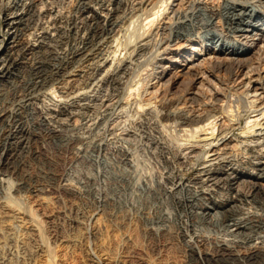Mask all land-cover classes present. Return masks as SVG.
Segmentation results:
<instances>
[{"label":"rangeland","instance_id":"1","mask_svg":"<svg viewBox=\"0 0 264 264\" xmlns=\"http://www.w3.org/2000/svg\"><path fill=\"white\" fill-rule=\"evenodd\" d=\"M64 1L65 0H54V1L46 0V3L49 6L50 5L49 3L52 2L53 3L52 5L54 6L53 10L55 11L54 13L58 15L62 14L60 16L67 15L68 17L67 16L66 17L70 18V17L78 15V13L81 15L80 6L83 0L81 1L80 0H73V1L66 0L65 3ZM125 1L126 2L123 5L119 4L118 2H117L118 4L115 3L116 6L113 5V9L117 8L118 10H120V11H117L118 17L116 16L118 20L120 19L119 25L117 26V30L115 28V30L106 32V34L105 32L101 31L102 28L98 30L96 34L92 36L93 38L91 37V39L89 40L88 42L89 44L88 43L86 44L87 52L86 51L83 52L82 53L83 55L82 54H79L80 56L72 55V52L76 49V46L78 48L79 46L82 47L84 45V43H82L81 41V38H78V36L81 37L80 33L75 32L74 30H73L74 32L71 31L69 29L68 22L67 23L63 22L62 24L63 26L60 24L62 27H64L62 29L63 32L57 35V33L54 32L55 30L51 28L52 27V24L50 23V21L52 20V19L50 20L51 17L50 16L47 17L45 14L44 16L40 18L41 20L39 19L41 23L40 25L41 27L38 24L39 26L38 28L41 29L44 26L43 28L44 30L43 29L41 30L47 31V32L49 30L50 31L47 33V36L42 37L43 40L42 39L36 40V38H34L33 36H30L29 38V35H27L26 37L25 35H23L22 37H20V39L16 40L13 44L14 48L12 50L13 52L12 59L15 60L17 63H20L21 65H23V67L21 69H18V71L13 70L14 75L10 79V82L4 81L5 83L2 82V85L0 87L1 88L0 92L2 94L6 92L5 101H7V102L4 101L3 103L4 106L1 105L0 109L5 108L8 112V115H6V118L9 119L10 117L8 124L7 122H3V124H1L0 126V129L2 131V132L0 131L1 132L0 133L1 134L0 135V151L6 152L8 149V152H9L8 154H10V155H7V156H10L8 157L10 161L9 160L7 161V159H3L2 161H0V211H1L0 212V218H1L0 219L1 220L0 221V231H1L0 233L4 237V234H2V229L6 230V227H7L6 225L9 223V221L12 224V228H13L12 231L14 233H12L11 231L10 232L11 234L9 233L5 234V239L8 236L9 238L8 237L7 238L9 240L8 239L5 240L4 238L2 239V236L0 235V238L2 239V240L0 239L1 240L0 246H2L3 243H4V246H6L5 245L6 241H7V246L9 242L10 243L13 242L15 244L16 242L15 236L19 237L22 233V235L20 236V239L22 242L23 241L24 242L23 244L21 242L20 245H22L21 247H23L21 248V251L23 250V252L25 253L20 251V255H19L18 251H16V248H15L16 246L14 244L13 245L9 244L10 247L14 248L15 251L10 248V250L7 251L8 255H5L6 252L4 251L5 252L4 253L3 250H0V253L2 252L4 253V254L2 253L3 255L0 254L1 264L2 263L3 264H6V263L7 264H25V263L29 264L28 262H31L30 264H34L35 262H37L35 264H264V259H262L264 258V251H263L264 250V239H263L264 229L263 227L252 226L251 228L247 230H243V232L240 230L233 231L231 229H226L225 227H223V225H221V223L223 222V219H222L223 217L221 216V220L218 221V219H220L217 214L218 212H216V215L214 214L215 212H212L213 215H210L211 217L209 216L206 218V222H204V225H202V223L200 224L199 227H202L206 230L205 232L201 233L200 230H198L200 228L194 226V223H196L195 221L197 219L195 220L189 216L188 211L191 210V208L184 207L183 209L182 206H179L175 197L169 194L170 192H167L162 187V189L159 190L160 193L162 192L161 197L155 198L153 194L151 195L146 190L144 191L142 190L145 188V185L147 186V183L149 181H150L148 183L149 185L151 181L153 184H155V182L157 184L156 179L160 180L161 176H166L167 175L166 172L170 170V168L171 170L173 169L172 170L173 174L177 176L180 174L184 178H193L197 176L200 172H202V170H204L203 169L204 166L206 167L212 162L219 161L220 159H226V158L228 160L238 159L241 156L242 148L245 144L256 143L255 141L257 139L254 138L253 136H250L249 133H245L244 131H247V127L251 126L255 122H260L262 126L264 125L263 124L264 115H263L262 110L253 112L252 114H250L251 115L250 118H248V115H246L242 118L240 123H236L234 120H231V117H228L226 113H225L226 116L224 115L222 111L223 110L222 108L225 104L224 101L214 102V100L208 101V99H206L205 101L203 99L204 102L203 101L199 102V103H202L203 105L195 104V105H192V107L187 106L184 103V100H185L184 99L185 98L184 89H186L185 86L184 87L182 86L179 89L175 87L172 89L165 88L167 86L164 85L163 83L161 84L158 83L160 86L158 84L154 86V83L157 81V79H155L154 75L152 74L155 71V67L161 66L160 63H158L157 61L159 60V58L164 56V53H165L164 51H166L165 49L167 47L175 49V47L177 48L179 45L180 46L185 45L188 43L186 40L192 38V36L193 38H196L197 36L198 37H201V36L212 37L216 35L218 37L220 36L222 39H224V41H233L232 39L233 37L231 35H227L226 33L223 34L221 26H218L219 24L217 25L218 20L222 19L223 25H226L225 22L228 18V10L229 12L230 10L232 11L231 6L232 7L234 6L233 3L236 5L237 3L240 2L239 5H242L244 3L246 4V3L251 2V0H245V1L244 0L242 1L240 0L239 1L238 0H221V1L220 0H216V1L210 0L212 2H210L209 0H204L205 2L202 0H184L185 2L183 0H174L176 2H173L174 3V5L172 4L173 8L171 7V5H169L170 0L169 1L168 0H142V1L134 0L135 4L133 0L131 1L125 0ZM177 1L178 2L183 1L184 3L181 4L179 2V5H178ZM199 1L200 2L202 1V2L200 3ZM207 1L208 3H206ZM258 1L256 2V0H254V2L252 3H254L255 5L259 4L258 7H260L261 5H263L264 7V0H258ZM127 2L129 3L127 4ZM2 3H4V1H2ZM59 3H60L61 8L59 7ZM52 5H50V7ZM220 6L222 7V9ZM0 7H2L1 3H0ZM57 8L61 11L59 12ZM214 8L216 9L220 8L222 11L220 9H219L220 11L217 10L216 14L218 15L216 16V14L211 11ZM1 9L2 8H0V11ZM69 10L70 11L72 10V11L70 12ZM122 10H124L125 12ZM161 11H162V14L164 13L163 15H160ZM155 12L156 13L160 12V13L159 14L157 13L158 14L157 15ZM155 14L159 16L158 19L160 18L159 19L160 21L157 19V21H155L153 24L149 23L150 19L156 16ZM171 14L172 15L175 14V15L172 16ZM167 15L173 19L170 18L171 19L170 20ZM65 16H64L63 21H66L67 19ZM161 19L163 23L161 22ZM44 20L46 22H43ZM166 20L168 23L166 22ZM179 21H181V24ZM213 21H215L214 23L216 26L214 25ZM48 23H50L51 26ZM45 25L46 27H50V28H46ZM154 26L157 28L155 29ZM167 26H169L170 28H168ZM66 28H68L69 30H67ZM174 29H175V32L173 33ZM41 30L37 32H40ZM154 30H156V32H153ZM169 30H171V34H168L170 33ZM66 31L67 33L69 31L70 36L68 35L69 33L68 34L66 33ZM53 32L54 34H56L55 39L57 38L59 39L60 37L61 39L55 40L52 35H51L52 36L51 38L50 34H53ZM76 33L78 34L76 35ZM96 35H97V39L95 37ZM155 35L156 36L159 35V36L156 37ZM57 36H60V37H57ZM63 36L65 38H62ZM72 37L74 38L72 39ZM163 37H165L166 40ZM170 37L171 38L173 37V38L171 39ZM152 39H155L154 40L155 43ZM161 39L162 41L160 42ZM157 40L159 41V43L157 42ZM182 41L183 43L181 44ZM35 42H37L38 47L34 44ZM61 42L63 43L64 46L66 45L68 46L64 47L63 45H61L62 44ZM147 42L150 43L149 44L150 46L147 45L148 44ZM60 45L63 47V49ZM46 46L47 47L51 46V47L49 49ZM32 48L34 49V52ZM29 49L30 50L32 49V50L29 51ZM44 49H46V51ZM72 49L73 51H70ZM48 51L50 52L48 53ZM35 53H38V55H36ZM62 53L63 55H61ZM32 54L35 55L36 57L33 56ZM44 55L45 56L48 55V57L46 56V60L44 59L45 58ZM38 58L41 61H43L44 59V61H46L47 64L49 63L52 65L50 66L51 68L47 69L46 71H43L44 74L43 72H40V74L37 73L35 69L37 67V64L40 62L38 61L39 60ZM73 58L75 59L77 58V59L73 60ZM67 63H69L70 66ZM206 66L204 64V67L206 68L205 70L208 71L209 69L208 74H210V70L212 69L210 68L211 65L208 63L206 64ZM59 70H60V73H59ZM53 71L55 75L52 73ZM219 72H220L219 76L222 79L221 81H223L224 83L223 86L225 85L226 87L231 88L233 90L232 92L235 91L234 93L236 92L240 94L242 93V95L246 98L247 101L255 102L257 104L260 103L262 99H264V88H261L262 83L264 82V73L262 74L263 76L261 75L262 78L260 76H256L255 78H253V80L254 79L255 80L254 81L252 80L253 82L251 81L249 85L248 78H245L242 76H241L242 79H239L241 77L237 79V81L239 82L237 83L231 82L233 84L228 83L230 81L227 80L228 79L227 72L225 70H222ZM225 72L226 74L220 75L221 73H225ZM172 73L175 75L176 79L179 82H182L183 84H185L186 80L187 82L189 81L190 83L192 81L191 79H193L192 76H188V75L186 76V74H183L182 67L172 68ZM37 74H39L38 75L39 79L38 77L36 78ZM116 75H118V77ZM30 77L31 79H29ZM225 80L227 83L225 82ZM26 81H30V84H29L30 88H29V85L27 84L29 82H26ZM137 81H139L140 84L139 82L137 83ZM243 82H245V85ZM31 83L33 85H31ZM13 85H14V88H12ZM15 85L18 89L15 88ZM34 85L38 88V90H36ZM231 85L233 87H231ZM155 87H157L155 90L159 89L157 92L154 90ZM186 87H188V85ZM28 96L30 98L33 97L35 100L33 98L30 99ZM27 99H30V100H28L25 103L27 104L31 102L32 105L30 104L26 106V104H22ZM36 107H38L37 108L38 110L35 109ZM56 110L57 111L66 110L68 114H65L63 116L62 115L56 116V113H55ZM155 110L157 111L155 112ZM37 111H39V113ZM76 111H79V112H76ZM11 112H12V115L10 116ZM90 113H92V115ZM45 115L49 117V120H50L47 123L41 121L42 119L44 120V118L46 117ZM211 115H215L216 117H218L216 120L217 121V126H216L217 131L215 134H211L212 130H208V131L201 130V127H198V125L202 126L203 123L202 122L197 123L201 119H205ZM64 116H66L67 118ZM64 118H66L67 120ZM214 118L215 117H211V120H213ZM62 119L64 120L62 121ZM67 121L68 122L70 121V123L68 124ZM104 121L106 122L105 124H104ZM248 121L249 123H247ZM11 122L13 124V125L11 124V126H14V125H15L14 127L18 126L22 132L20 133V135H18L19 137L17 136V138L15 139L14 138L10 139L5 144L6 145L5 146L3 143L5 142L4 137H5V134L8 133V130L10 129L9 123ZM55 122L56 123L58 122V123L56 124ZM192 122L193 124L191 125ZM52 124L53 125L55 124L58 128L55 127V125L53 126ZM261 125H258L255 128L257 129L256 130L257 133L260 132ZM61 126H63V128ZM50 127H52L53 129L54 128L58 129L57 131L59 132L54 131ZM195 128H197V130ZM192 130L193 131L196 130L199 133L194 134V136H191L190 134L193 133ZM218 132H220L219 135H218ZM223 132H225V134ZM81 134L83 137L81 136ZM220 134L222 135L220 136ZM63 135L64 136L66 135L65 138L62 137ZM68 136L70 138H68ZM188 136L190 139L188 138ZM217 136H218V139H220L219 141L218 139H216ZM222 137L223 139H221ZM21 138L22 140H20ZM159 138H160V141H159ZM62 139H63V142H62ZM19 140L20 142H18ZM148 145H150L151 147ZM131 146L133 149L131 148ZM2 147H5V148H2ZM15 147L17 149H15ZM185 155H186V158H184ZM13 160H14V163H13ZM10 162L12 163V165H10L11 164ZM182 164H183V167H182ZM221 169L220 167H216L212 171V172H215V175H212L213 178L214 177L217 178V179L215 178L214 181L216 182V184L219 183L216 185V188L217 189L219 188V190L218 191L215 190L214 192L217 196L224 195V194L231 195V193L233 192H231L232 190L229 189V185L226 182V179L223 178L227 176L224 174L225 167L222 168L221 166ZM171 170L168 171V174L169 172H172ZM108 172H112V173H108ZM210 173H207L206 175L202 176V179L207 180L208 177L211 176ZM109 175L111 177H109ZM212 176L210 178H212ZM122 177L123 178L126 177L125 180L122 179ZM116 178H118L119 180H117ZM4 179L6 182H4ZM239 181L242 182L241 179H239ZM114 183L115 185H113ZM119 183L120 184L123 183L122 184L123 186L119 185ZM124 183H127L129 185L126 184L127 185L126 187ZM156 184L154 186H156ZM241 184L240 182L236 184V186L239 185V189H241V192L244 190L246 192L248 191L249 193L255 192V187L253 186L252 183L248 184V182L246 183L243 182ZM219 185L221 186V188ZM244 185H245V188L243 187ZM247 185L250 187H248ZM112 186L115 189H118V191H115L114 188H112ZM140 187H143V188L141 189ZM148 194H150L151 197ZM260 196L262 197L263 194ZM27 197L28 199H26ZM45 199H48V200H45ZM6 200L8 203L11 202V204H15V205H19L21 203L20 206H18V208L21 207L20 211L18 212L15 211L16 213L14 211L11 212V209L7 207L8 203L6 202ZM21 200L22 202H20ZM15 201L16 203L17 202L18 203L16 204ZM245 202L246 201H238L233 204V205H236L237 209H239V211L241 212L239 216L244 215L242 210L246 212L248 209V206L249 207L251 206L249 209L253 208L252 210H256L259 207H261L260 205L264 204V202L263 204L254 203V205L257 207L255 208V206H253V203L246 202V205H247L246 206ZM24 205L26 207H24ZM5 206L8 209H6ZM28 209H30V211H28ZM8 212L10 213V215L14 214V217H9ZM159 212H163V213H160L161 216ZM34 213L36 214V217L34 216ZM151 215L154 218V221L152 220V217H150ZM219 215L221 214L219 213ZM37 216H40V217L37 218ZM159 216L164 219L159 218ZM157 218L159 219V221H157ZM24 220L27 221V223ZM214 220L216 221V223L214 222ZM17 223H19L18 225L20 226L22 232L20 231V228L17 225ZM216 224L221 227H218ZM209 225L210 226L212 225V226L210 227ZM38 227L41 229L39 230ZM195 227L197 229H195ZM41 230H44V231H41ZM230 230H231V233H230ZM196 231H198V233L200 232L201 234L199 233L200 234L199 235L198 233H196ZM244 231H246L245 232L246 234L244 233ZM250 232H251L250 234L251 236L249 235ZM41 233L43 235H41ZM45 233L47 234V237ZM12 236L14 237V239H12L13 238ZM224 237L227 239H225ZM41 239L42 240L44 239V241H42ZM252 240H253V244H252ZM32 242L33 244H31ZM48 246H51L50 250L48 249L49 248ZM51 248L53 250H51ZM25 250H27V252ZM50 251H52V253ZM257 251L260 252V254ZM10 252H13L14 254H16L17 258L18 256H20V260L17 261V258H15V256L14 257L12 255L10 256L9 255ZM29 252L31 254L33 253V255L35 256L29 254ZM52 255L53 257H51ZM27 257L29 260L33 258L32 260L34 261L32 260L29 261ZM13 258L15 259L13 260ZM25 258L28 262L25 260ZM15 260L18 263H16ZM49 260L52 262H50ZM3 261L4 262L6 261V262L4 263Z\"/></svg>","mask_w":264,"mask_h":264},{"label":"bare ground","instance_id":"2","mask_svg":"<svg viewBox=\"0 0 264 264\" xmlns=\"http://www.w3.org/2000/svg\"><path fill=\"white\" fill-rule=\"evenodd\" d=\"M2 1H4V3H2ZM48 1V0H47ZM50 1V0H49ZM52 1H54V0H52ZM66 1V0H65ZM65 1H64V3H65ZM73 1V0H72ZM81 1V0H80ZM131 1V0H130ZM134 1V0H133ZM142 1V0H141ZM169 1V0H168ZM184 1V0H183ZM180 2L181 4L182 3H184V2ZM202 1H204V0H202ZM201 1V2H202ZM210 1V0H209ZM216 1V0H215ZM214 1V2H215ZM221 1V0H220ZM239 1V0H238ZM240 1H242V0H240ZM245 1V0H244ZM258 0H256V2H257ZM63 2V1H62ZM119 3V4H121V5H123L126 1L125 0H83L82 1V4H81V6H80V12H81V15L78 13V15H76V16H73V17H70V18H67L64 14V16L67 18L66 19V21H63L64 20V16H60V15H62V14H60V15H58V14H56V13H54L55 11L53 10V3L51 2V3H49L50 5H52L51 7H50V5L48 6V4L46 3V0H0V3H1V6L2 7H0V8H2L1 9V11H0V87H1V85H2V82H4V81H9L10 82V79L12 78V76L14 75V72H13V70H16V71H18V69H21L22 67H23V65H21L20 63H17L15 60H13L12 59V50H13V48H14V42L16 41V40H18V39H20V37H22L23 35H25V37L27 36V35H29V38H30V36H33L34 38H36V40H40V39H42L43 40V38L42 37H45V36H47V33L50 31H43L44 29V26H43V28H41V29H43V30H41V29H39L38 27L41 25V23H40V18L42 17V16H44V14L48 17V16H50L51 18H50V23L52 24V27L51 28H53V30H55L54 32H56L57 33V35L58 34H60L61 32H63V28L64 27H62L63 25V22H68V24H69V29L71 30V31H75V32H79L80 33V35H81V37H79L78 36V38H81V41H82V43H84V45L83 44H81V45H83L82 47H78L77 48V46H76V49L73 51V49L72 50H70V51H73L72 52V55H74V56H77V55H79V54H82L83 52H85L86 51V44L89 42V40L91 39V37L92 36H94L95 34H96V32L98 31V30H100L101 28H102V30L101 31H103V32H105V34H106V32H109V31H112V30H115V28H116V30H117V26L119 25V20L117 19V11H120V10H118L117 8H114L113 9V5H115L116 6V4L115 3ZM160 2V1H159ZM173 2H176V1H174V0H170V3H169V5H171V7L173 8V5H174V3ZM179 2L177 1V3H178V5H179ZM200 2V1H199ZM200 2V3H201ZM205 2V1H204ZM210 2H212V1H210ZM226 2V1H225ZM230 2V1H229ZM252 2H254V0L252 1L251 0V2H249V3H244V4H242V5H239V3H237L236 5L233 3V7L231 6V8H232V11L230 10V12H229V10H228V18H227V20H226V22H225V24L226 25H223V21H222V19H220V20H218V23H217V25L218 26H221V29H222V32H223V34L224 33H226L227 35H231L233 38V41H224V39H222L220 36L218 37V36H212V37H205V36H201V37H196V38H193V36H192V38H190V39H187L186 41L188 42L187 44H185V45H179L177 48L175 47V49L173 48H169V47H167L165 50L166 51H164L165 53H164V56L163 57H161V58H159V60L157 61L158 63H160V65L161 66H158V67H155V71H154V73H152L153 75H154V78L155 79H157V81L154 83V86L156 85V84H158V83H163L164 85H166L167 87H165V88H170V89H172V88H181L182 86L184 87L185 86V88L186 89H184V91H185V100H184V103L187 105V106H190V107H192V105H197V104H202V103H199V102H201V101H203V99L206 101V99H208V101L209 100H214V102L216 101H224V106H223V113H224V115H225V113L227 114V116L228 117H231V120H234L236 123H240L241 122V120H242V118L244 117V116H246V115H248V118H250L251 117V115L250 114H252L253 112H257V111H259V110H262V112H263V115H264V99H262L261 100V102L260 103H255V102H249V101H247L246 100V98L242 95V93L240 94V93H234V92H232L233 90L231 89V88H228V87H226L225 85L223 86V81H221L222 79L220 78V76H219V71H222V70H225L226 72H227V75H228V79L227 80H229L230 82H228V83H231V82H239V81H237V79L239 78V77H245V78H248V84L250 85V82L253 80V78H255L256 76H260L261 78H262V74L264 73V7H263V5H261L260 7H258L259 6V4L258 5H255L254 3H252ZM77 3V2H76ZM117 3V4H118ZM129 2H127V4H128ZM139 3V2H138ZM191 3H193V2H191ZM206 3H208V1L206 2ZM205 3V4H206ZM236 3V2H235ZM242 3V2H241ZM258 3H259V1H258ZM126 4V5H127ZM130 4H131V2H130ZM134 4H135V1H134ZM173 4V5H172ZM204 4V5H205ZM212 4V3H211ZM232 4V3H231ZM56 5H57V3H56ZM73 5V4H72ZM157 5V4H156ZM167 5H168V3H167ZM167 5H165V6H167ZM176 5V4H175ZM189 5V4H188ZM218 5V4H217ZM62 6V5H61ZM112 6V7H111ZM114 6V7H115ZM119 6V5H118ZM187 6V5H186ZM210 6V5H209ZM212 6V5H211ZM47 7V8H46ZM58 7V6H57ZM59 7H60V3H59ZM70 7V6H69ZM111 7V8H110ZM120 7V6H119ZM160 7V6H159ZM201 7V6H200ZM199 7V8H200ZM203 7V6H202ZM219 7V6H218ZM221 7V6H220ZM225 7V6H224ZM227 7H229V6H227ZM45 8V9H44ZM61 8V7H60ZM181 8V7H180ZM179 8V9H180ZM211 8V7H210ZM58 9V8H57ZM121 9V8H120ZM132 9V8H131ZM159 9V8H158ZM165 9V8H164ZM177 9V8H176ZM203 9V8H202ZM208 9V8H207ZM206 9V10H207ZM220 8H218V9H216V8H214V9H212L211 11L213 12V13H217V10H219ZM221 9H222V7H221ZM220 9V10H221ZM224 9V8H223ZM56 10V9H55ZM59 10V9H58ZM78 10V9H77ZM124 10H126V9H124ZM124 10H122V11H124ZM156 10H157V8H156ZM168 10V9H167ZM170 10V9H169ZM219 10V11H220ZM61 10H59V12H60ZM70 11V10H69ZM72 11V10H71ZM70 11V12H71ZM151 11V10H150ZM160 11V10H159ZM164 11V10H163ZM210 11V10H209ZM222 11V10H221ZM78 12V11H77ZM125 12V11H124ZM154 12V11H153ZM212 12H211V14H212ZM53 13V14H52ZM122 13V12H121ZM152 13V12H151ZM156 13V12H155ZM158 14L160 13V12H157ZM156 13V14H157ZM167 13V12H166ZM165 13V14H166ZM171 13H172V11H171ZM209 13V12H208ZM69 14V13H68ZM148 14V13H147ZM155 14V15H156ZM157 14V15H158ZM164 14V13H163ZM162 14V11H161V14L160 15H163ZM200 14V13H199ZM207 14V13H206ZM52 15H53V17H52ZM149 15V14H148ZM147 15V16H148ZM154 16L153 18H151L150 19V21H149V23H154L155 21H157V19H158V17L159 16ZM172 15V14H171ZM175 14H173L172 16H174ZM176 15H178V14H176ZM190 15V14H189ZM218 14H216V16H217ZM222 15V14H221ZM220 15V16H221ZM45 16V17H46ZM117 16V17H116ZM165 16V15H164ZM168 16V15H167ZM166 16V17H167ZM182 16V15H181ZM205 16V15H204ZM223 16V15H222ZM121 17H123V16H121ZM160 17H162V16H160ZM169 17V16H168ZM200 17V16H199ZM214 17V16H213ZM164 18V17H163ZM171 17H169V19H170ZM175 18V17H174ZM224 18H226V17H224ZM40 19V20H39ZM43 19V18H42ZM123 19V18H122ZM121 19V20H122ZM148 19V18H147ZM160 19V18H159ZM158 19V20H159ZM166 19V18H165ZM171 19H173V18H171ZM170 19V20H171ZM207 19V18H206ZM212 19V18H211ZM216 19H217V17H216ZM39 20V21H38ZM146 20V19H145ZM168 20V19H167ZM167 20H166V22H167ZM176 20V19H175ZM47 21H48V19H47ZM124 21H125V19H124ZM127 21V20H126ZM160 21V20H159ZM177 21V20H176ZM198 21V20H197ZM209 21V20H208ZM43 22H46L45 20L43 21ZM161 22L163 23V21H162V19H161ZM165 22V23H166ZM180 22V24H181V21H179ZM188 22V21H187ZM215 21H213V23H214ZM50 23H48L49 25H50ZM168 23V22H167ZM175 23H177V22H175ZM201 23V22H200ZM211 23V22H210ZM38 24H39V26H38ZM45 24H47V23H45ZM62 26H61V25ZM67 24V25H68ZM160 24V23H159ZM173 24V23H172ZM186 24V23H185ZM44 25V24H43ZM122 25V24H121ZM149 25V24H148ZM170 25V24H169ZM174 25V24H173ZM176 25V24H175ZM178 25V24H177ZM195 25V24H194ZM214 25H215V23H214ZM51 26V25H50ZM54 26V27H53ZM153 26V25H152ZM159 26V25H158ZM161 26V25H160ZM172 26V25H171ZM216 26V25H215ZM41 27V26H40ZM45 27H46V25H45ZM120 27V26H119ZM118 27V28H119ZM155 27V26H154ZM168 28H170L169 26H167ZM177 27H179V26H177ZM176 27V28H177ZM46 28H50V27H46ZM153 28V27H152ZM157 27H155V29H156ZM159 28V27H158ZM163 28V27H162ZM167 28V29H168ZM220 28V27H219ZM41 30L40 32H37V31H39V30ZM67 30H69L68 28H66ZM165 29H166V27H165ZM220 29V30H221ZM33 30V31H32ZM46 30V29H45ZM153 30V29H152ZM158 30V29H157ZM164 30V29H163ZM73 31V32H74ZM168 31V30H167ZM170 31V33H168V34H171V30H169ZM54 32H53V34H50V36L52 35L53 37H54V39H55V35L56 34H54ZM65 32V31H64ZM115 32V31H114ZM153 32H156V30H154ZM159 32V31H158ZM166 32V31H165ZM175 32V29H174V31H173V33ZM66 33H67V31H66ZM68 33H69V31H68ZM67 33V34H68ZM167 33V32H166ZM217 33V32H216ZM73 34V33H72ZM71 34V35H72ZM78 33H76V35H77ZM103 34V33H102ZM108 34V33H107ZM111 34V33H110ZM150 34V33H149ZM157 34V33H156ZM167 34V35H168ZM189 34V33H188ZM65 35V34H64ZM69 36H70V33L68 34ZM67 35V36H68ZM109 35V34H108ZM145 35V34H144ZM159 35H160V33H159ZM158 35V36H159ZM220 35V34H219ZM49 36V37H50ZM52 36H51V38H52ZM75 36V35H74ZM152 36V35H151ZM156 36V35H155ZM158 36H156V37H158ZM174 36V35H173ZM222 36V35H221ZM38 37H39V39H38ZM57 37H60V36H57ZM76 37V36H75ZM96 37V39H97V35L95 36ZM100 37V36H99ZM144 37V36H143ZM187 37V36H186ZM188 37H190V36H188ZM226 37V36H225ZM224 37V38H225ZM228 37V36H227ZM28 38V39H29ZM62 38H65L64 36L62 37ZM69 38V37H68ZM74 37H72V39H73ZM77 38V39H78ZM93 38V37H92ZM151 38V37H150ZM161 38V37H160ZM164 39H165V37H163ZM171 38V37H170ZM173 38V37H172ZM171 38V39H172ZM177 38H178V36H177ZM26 39V38H25ZM48 39V38H47ZM54 39H53V41H54ZM61 39V37L58 39H55V40H60ZM67 39V38H66ZM99 39V38H98ZM104 39V38H103ZM163 39V40H164ZM182 39V38H181ZM184 39V38H183ZM231 39V38H230ZM35 40V39H34ZM41 40V41H42ZM46 40V39H45ZM144 40V39H143ZM153 41L155 40V39H152ZM166 40V39H165ZM164 40V41H165ZM27 41V40H26ZM40 41V42H41ZM62 41H63V39H62ZM94 41V40H93ZM92 41V42H93ZM162 41V39L160 40V42ZM45 42V41H44ZM50 42V41H49ZM67 42H69V41H67ZM150 42V41H149ZM149 42H147L148 44L147 45H149L150 43ZM157 42L159 43V41L157 40ZM33 43V42H32ZM31 43V44H32ZM58 43V42H57ZM62 43V42H61ZM142 43V42H141ZM153 43V42H152ZM154 43H155V41H154ZM167 43V42H166ZM171 43V42H170ZM174 43H175V41H174ZM183 43V41L181 42V44ZM186 43V42H185ZM36 46H37V42H35L34 43ZM60 44V43H59ZM76 44V43H75ZM89 44V43H88ZM94 44V43H93ZM144 44V43H143ZM143 44H142V46H143ZM161 44V43H160ZM24 45V44H23ZM58 45V44H57ZM61 45H63V43L61 44ZM60 45V46H61ZM74 45V44H73ZM79 45H80V43H79ZM170 45V44H169ZM175 45H177V44H175ZM29 46V45H28ZM52 46V45H51ZM50 46V47H51ZM64 46V45H63ZM66 46H68V45H66ZM66 46H64V47H66ZM150 46V45H149ZM174 46V45H173ZM22 47V46H21ZM31 47V46H30ZM30 47H28V48H30ZM38 47V46H37ZM36 47V48H37ZM41 47V46H40ZM43 47V46H42ZM45 47V46H44ZM47 47V46H46ZM50 47L48 46L47 48H49L50 49ZM62 47V46H61ZM71 47V46H70ZM74 47V46H73ZM160 47V46H159ZM94 48V47H93ZM151 48V47H150ZM157 48V47H156ZM155 48V49H156ZM24 49V48H23ZM33 49V48H32ZM31 49V50H32ZM41 49V48H40ZM58 49V48H57ZM62 49H63V47H62ZM68 49H70V48H68ZM90 49V48H89ZM27 50V49H26ZM30 49H29V51H31ZM42 50V49H41ZM40 50V51H41ZM45 51H46V49H44ZM132 50V49H131ZM139 50H140V48H139ZM39 51V52H40ZM58 51V50H57ZM62 51V50H61ZM61 51H59V52H61ZM66 51H68V50H66ZM144 51V50H143ZM160 51H161V49H160ZM163 51V50H162ZM27 52V51H26ZM33 52H34V49H33ZM35 52H37V51H35ZM50 51H48V53H49ZM63 52V51H62ZM65 52V51H64ZM87 52V51H86ZM130 52V51H129ZM15 53V52H14ZM18 53V52H17ZM25 53V52H24ZM28 53V52H27ZM32 53V52H31ZM47 53V54H48ZM53 53V52H52ZM71 53V52H70ZM92 53V52H91ZM90 53V54H91ZM151 53V52H150ZM19 54V53H18ZM22 54V53H21ZM34 54V53H33ZM32 54V55H33ZM36 55H38V53H35ZM39 54H41V53H39ZM86 54V53H85ZM145 54H146V52H145ZM157 54V53H156ZM162 54V53H161ZM61 55H63V53L61 54ZM83 55V54H82ZM126 55H127V53H126ZM33 56H35V55H33ZM47 57H48V55H46ZM46 56L44 55V59L46 60ZM80 56V55H79ZM91 56V55H90ZM36 57V56H35ZM34 57V58H35ZM39 57V56H38ZM41 57V56H40ZM60 57V56H59ZM64 57V56H63ZM67 57V56H66ZM127 57V56H126ZM146 57V56H145ZM156 57V56H155ZM159 57V56H158ZM158 57H157V59H158ZM15 58V57H14ZM23 58V57H22ZM61 58V57H60ZM140 58V57H139ZM39 59V58H38ZM44 59H43V61H41L40 59L38 60V61H40L38 64H37V67L35 68L36 69V71H37V73H39L40 74V72H43V71H46L47 69H49V68H51L50 66H52L51 64H47V62L46 61H44ZM75 58H73V60H74ZM77 59V58H76ZM75 59V60H76ZM78 59H79V57H78ZM113 59H115V58H113ZM60 60V59H59ZM67 60V59H66ZM85 60V59H84ZM139 60V59H138ZM36 61V60H35ZM50 61V60H49ZM78 61V60H77ZM37 62V61H36ZM66 62V61H65ZM25 63V62H24ZM33 63V62H32ZM119 63V62H118ZM123 63V62H122ZM210 64L211 65V67L210 68H212L211 70H210V74H208V71H209V69H208V71L207 70H205L206 68L204 67V64H205V66H206V64ZM61 64V63H60ZM67 64H69V63H67ZM57 65V64H56ZM56 65H54V66H56ZM122 65V64H121ZM120 65V66H121ZM62 66V65H61ZM69 66H70V64H69ZM117 66V65H116ZM119 66V65H118ZM156 66V65H155ZM178 67H182V72H183V74H186V76L188 75V76H192L193 77V79H191L190 81V83H189V81L187 82V80H186V82H185V84H183L182 82H179L177 79H176V77H175V75L172 73V68H178ZM207 67V66H206ZM59 68V67H58ZM67 68V67H66ZM115 68V67H114ZM126 68V67H125ZM24 69V68H23ZM22 69V70H23ZM26 69V68H25ZM29 69V68H28ZM32 69V68H31ZM62 69V68H61ZM65 69V68H64ZM68 69V68H67ZM73 69V68H72ZM121 69H123V68H121ZM51 70V69H50ZM66 70V69H65ZM74 70V69H73ZM114 70V69H113ZM116 70H118V69H116ZM128 70V69H127ZM20 71V70H19ZM32 71V70H31ZM55 71V70H54ZM54 71L52 72L53 74H54ZM121 72V71H120ZM218 72V73H217ZM226 72L225 73H221L220 75H224V74H226ZM21 73H22V71H21ZM20 73V74H21ZM51 73V72H50ZM57 73V72H56ZM59 73H60V70H59ZM122 73H124V72H122ZM127 73V72H126ZM24 74V73H23ZM33 74V73H32ZM31 74V75H32ZM39 74H37V76H36V78L38 77V75ZM43 74H44V72H43ZM35 75V74H34ZM55 75V74H54ZM53 75V76H54ZM92 75V74H91ZM119 75V74H118ZM118 75H116L117 77H118ZM129 75V74H128ZM212 75V76H211ZM262 75V76H261ZM30 76V75H29ZM41 76V75H40ZM46 76V75H45ZM17 77V76H16ZM43 77V76H42ZM41 77V78H42ZM48 77H49V75H48ZM111 77V76H110ZM121 77V76H120ZM226 77V76H225ZM242 77L241 78H239V79H242ZM40 78V79H41ZM45 78V77H44ZM47 78V77H46ZM147 78V77H146ZM188 78V77H187ZM258 78V77H257ZM16 79V78H15ZM29 79H31V77L29 78ZM38 79H39V77H38ZM107 79V78H106ZM121 79V78H120ZM189 79V78H188ZM226 79V78H225ZM244 79V78H243ZM37 80V79H36ZM48 80V79H47ZM46 80V81H47ZM130 80V79H129ZM145 80V79H144ZM255 80V79H254ZM253 80V81H254ZM260 80H262V79H260ZM12 81H13V79H12ZM57 81V80H56ZM160 81H162V82H160ZM252 81V82H253ZM24 82V81H23ZM26 82H29V83H27L28 85L30 84V81H26ZM36 82H38V81H36ZM121 82V81H120ZM139 81H137V83H138ZM143 82H145V81H143ZM225 82H226V80H225ZM246 82V81H245ZM245 82H243L244 83V85H245ZM5 83V82H4ZM15 83H16V81H15ZM14 83V84H15ZM44 83V82H43ZM42 83V84H43ZM51 83V82H50ZM93 83V82H92ZM117 83V82H116ZM227 83V82H226ZM233 83H231V84H233ZM11 84V83H10ZM13 84V83H12ZM124 84V83H123ZM139 84H140V82H139ZM31 85H33L32 83H31ZM47 85V84H46ZM53 85V84H52ZM92 85V84H91ZM148 85V84H147ZM146 85V86H147ZM159 85V84H158ZM188 85V87H186ZM35 86V85H34ZM38 86V85H37ZM42 86V85H41ZM122 86V85H121ZM153 86V87H154ZM160 86V85H159ZM159 86H158V88H159ZM162 86V85H161ZM235 86V85H234ZM33 87V86H32ZM164 87V86H163ZM162 87V88H163ZM231 87H233L232 85H231ZM12 88H14V85H13V87ZM15 88H17L16 87V85H15ZM29 88H30V85H29ZM35 88H36V90H38V88L35 86ZM123 88V87H122ZM139 88H141V87H139ZM157 87H155L154 88V90L156 89ZM261 88H264V82L262 83V86H261ZM1 89V88H0ZM2 89H4V88H2ZM18 89V88H17ZM32 89V88H31ZM44 89V88H43ZM42 89V90H43ZM100 89V88H99ZM103 89V88H102ZM107 89V88H106ZM126 89V88H125ZM164 89V88H163ZM9 90V89H8ZM7 90V91H8ZM118 90V89H117ZM152 90V89H151ZM159 90V89H158ZM158 90H155L156 92L158 91ZM177 90V89H176ZM235 90V89H234ZM10 91V90H9ZM34 91V90H33ZM140 91V90H139ZM173 91V90H172ZM14 92V91H13ZM180 92H181V90H180ZM239 92V91H238ZM34 93V92H33ZM41 93V92H40ZM104 93V92H103ZM107 93V92H106ZM113 93V92H112ZM154 93V92H153ZM35 94V93H34ZM95 94V93H94ZM183 94V93H182ZM6 95V92L4 93V94H2L1 92H0V106L1 105H3V103H4V101L6 100L5 99V96ZM111 95H113V94H111ZM140 95V94H139ZM14 96V95H13ZM32 96V95H31ZM34 96V95H33ZM118 96V95H117ZM151 96V95H150ZM156 96V95H155ZM9 97V96H8ZM22 97V96H21ZM29 97V96H28ZM27 98V97H26ZM30 98V97H29ZM33 98V97H32ZM32 98H30V99H32ZM103 98V97H102ZM139 98V97H138ZM154 98V97H153ZM30 99H27L26 101H24V103H22V104H26L25 102H27L28 100H30ZM34 99V98H33ZM35 100V99H34ZM33 100V101H34ZM40 100V99H39ZM139 100V99H138ZM32 101V102H33ZM94 101V100H93ZM140 101V100H139ZM180 101V100H179ZM5 102H7V101H5ZM23 102V101H22ZM35 102V101H34ZM45 102V101H44ZM43 102V103H44ZM113 102V101H112ZM118 102V101H117ZM137 102V101H136ZM178 102V101H177ZM204 102V101H203ZM18 103V102H17ZM39 103V102H38ZM102 103H103V101H102ZM114 103V102H113ZM20 104V103H19ZM18 104V105H19ZM31 104V102H29V103H27L26 104V106L27 105H30ZM40 104V103H39ZM46 104V103H45ZM101 104V103H100ZM170 104V103H169ZM177 104V103H176ZM183 104V103H182ZM15 105H16V103H15ZM17 105V106H18ZM32 105V104H31ZM70 105H71V103H70ZM82 105V104H81ZM109 105H110V103H109ZM137 105V104H136ZM139 105V104H138ZM184 105V104H183ZM203 105V104H202ZM4 106V105H3ZM22 106V105H21ZM36 106V105H35ZM39 106V105H38ZM108 106V105H107ZM116 106V105H115ZM120 106V105H119ZM176 106V105H175ZM25 107V106H24ZM30 107V106H29ZM101 107V106H100ZM100 107H98V108H100ZM138 107V106H137ZM189 107V108H190ZM3 108V107H2ZM7 108V107H6ZM28 108V107H27ZM31 108V107H30ZM38 107H36L35 109H37ZM60 108V107H59ZM68 108V107H67ZM66 108V109H67ZM96 108V107H95ZM104 108V107H103ZM122 108V107H121ZM142 108V107H141ZM140 108V109H141ZM193 108H195V107H193ZM10 109V108H9ZM33 109V108H32ZM82 109V108H81ZM111 109V108H110ZM119 109V108H118ZM127 109V108H126ZM139 109V108H138ZM143 109V108H142ZM155 109V108H154ZM166 109V108H165ZM191 109V108H190ZM11 110V109H10ZM38 110V109H37ZM41 110H42V108H41ZM52 110H54V109H52ZM51 110V111H52ZM76 110V109H75ZM79 110V109H78ZM102 110V109H101ZM114 110V109H113ZM113 110H112V112H113ZM33 111V110H32ZM48 111V110H47ZM107 111V110H106ZM127 111V110H126ZM139 111V110H138ZM157 110H155V112H156ZM171 111V110H170ZM10 112V111H9ZM17 112V111H16ZM38 113H39V111H37ZM41 112V111H40ZM46 112V111H45ZM68 112H70V111H68ZM74 112V111H73ZM76 112H79V111H76ZM98 112H99V110H98ZM111 112V113H112ZM122 112V111H121ZM154 112V113H155ZM244 112V113H243ZM15 113V112H14ZM53 113V112H52ZM56 116H59V115H65V114H68L67 113V111L66 110H64V111H61V110H56ZM150 113V112H149ZM152 113V112H151ZM222 113V114H223ZM21 114V113H20ZM23 114V113H22ZM71 114V113H70ZM84 114H85V112H84ZM91 115H92V113H90ZM94 114V113H93ZM97 114V113H96ZM103 114H105V113H103ZM121 114V113H120ZM156 114V113H155ZM170 114V113H169ZM6 115H8V112H7V110L5 109V108H3V109H0V126H1V124H3V122H7V124H8V121H9V119H10V117H9V119H7L6 118ZM12 115V112H11V114H10V116ZM52 115V114H51ZM19 116V115H18ZM44 116V115H43ZM46 116V115H45ZM62 116H61V118H62ZM77 116V115H76ZM82 116V115H81ZM89 116V115H88ZM99 116V115H98ZM106 116V115H105ZM122 116V115H121ZM174 116V115H173ZM226 116V115H225ZM16 117V116H15ZM55 117V116H54ZM64 117H66V116H64ZM97 117V116H96ZM114 117V116H113ZM211 117H215L213 120H211ZM30 118H31V116H30ZM43 118V117H42ZM53 118V117H52ZM67 118V117H66ZM66 118H64V119H66ZM68 118H69V116H68ZM92 118V117H91ZM217 118L218 117H216L215 115H211V116H208L207 118H205V119H201L199 122H197V123H203L202 124V126H199L198 125V127H201V130H204V131H208V130H212V132H211V134H215L216 133V131H217V128H216V126H217ZM17 119V118H16ZM36 119V118H35ZM59 119V118H58ZM64 119H62V121L64 120ZM120 119V118H119ZM173 119V118H172ZM185 119V118H184ZM31 120H32V118H31ZM34 120V119H33ZM54 120V119H53ZM67 120V119H66ZM96 120H97V118H96ZM176 120V119H175ZM186 120V119H185ZM192 120V119H191ZM17 121V120H16ZM42 122H45V123H47L48 121H50L49 120V117H45L44 118V120L42 119L41 120ZM40 121V122H41ZM57 121V120H56ZM62 121H61V123H62ZM73 121V120H72ZM106 121V120H105ZM104 121V124L106 123ZM109 121V120H108ZM111 121V120H110ZM187 121V120H186ZM116 122V121H115ZM118 122V121H117ZM144 122V121H143ZM142 122V123H143ZM189 122V121H188ZM56 123V122H55ZM58 123V122H57ZM56 123V124H57ZM60 123V122H59ZM60 123V124H61ZM65 123V122H64ZM67 123L69 124L70 123V121L68 122L67 121ZM78 123V122H77ZM84 123H85V121H84ZM145 123V122H144ZM247 123H249V121L247 122ZM11 124H12V122L11 123H9V125H10V129L8 130V133L7 134H5V137H4V141L5 142H3L4 143V145L10 140V139H15V138H17V136L18 135H20V133L22 132L21 131V129L17 126V127H14V126H11ZM15 124V123H14ZM17 124V123H16ZM44 124V123H43ZM60 124H59V126H60ZM81 124V123H80ZM87 124V123H86ZM90 124V123H89ZM103 124V125H104ZM116 124V123H115ZM127 124V123H126ZM140 124V123H139ZM146 124V123H145ZM193 124V122L191 123V125ZM264 124V123H263ZM13 125V124H12ZM21 125V124H20ZM42 125V124H41ZM53 125V124H52ZM55 125V124H54ZM53 125V126H54ZM66 125V124H65ZM122 125V124H121ZM135 125V124H134ZM258 125H261V123L260 122H255L254 124H252L251 126H249V127H247V131H244L245 133H249V135L250 136H253L254 138H256L255 140V142L256 143H254V144H245L244 146H243V148H242V152H241V156L238 158V159H227L226 157H224V158H226V159H220L219 161H215V162H212L211 164H209V165H207L206 167L204 166L203 167V169L204 170H202V172H200L197 176H195V177H193V178H184L183 176H181L180 174V176L178 175H175V174H173V169L171 170V168H170V170L172 171V172H169V174H168V171H170V170H168L167 172L166 171H164V172H166L167 173V175L166 176H161V178H160V180H158V179H156L157 180V184H156V182H155V184H156V186H154L155 184H153L152 183V181H151V183H150V185L147 183V186L145 185V188L144 189H142L143 187H140L143 191L144 190H146L147 192H149L151 195L153 194L154 196H155V198H159V197H161V194H162V192L160 193V189H162V187H163V189L164 190H166L167 192H170L169 194L170 195H173L174 197H175V199H176V201H177V203L179 204V206H182L183 207V209H184V207H190L191 208V210H187L188 212H189V216L190 217H192L193 219H197L195 222L196 223H194V226H196V227H199L200 226V224L202 223V225H204V222H206V218L207 217H209L210 215H213L212 214V212H215L214 214L216 215V212H218L217 214H218V216H219V218L220 219H218V221L219 220H221V216L223 217L222 219H223V222L221 223V225H223V227H225L226 229H231V230H240V231H242L243 232V230H247V229H249V228H251L252 226H258V227H263V229H264V204H263V196H264V125L262 126H260V132L259 133H257L256 132V130L257 129H255ZM23 126V125H22ZM49 126V125H48ZM51 126V125H50ZM106 126V125H105ZM123 126V125H122ZM136 126V125H135ZM155 126V125H154ZM160 126V125H159ZM26 127V126H25ZM55 127H57L56 125H55ZM62 128H63V126H61ZM67 127V126H66ZM89 127V126H88ZM93 127V126H92ZM124 127V126H123ZM130 127V126H129ZM142 127V126H141ZM50 128H52V127H50ZM58 128V127H57ZM119 128V127H118ZM136 128V127H135ZM153 128V127H152ZM184 128V127H183ZM53 129V128H52ZM66 129V128H65ZM78 129H79V127H78ZM191 129H193V128H191ZM196 130H197V128H195ZM199 129V128H198ZM54 131H57L58 129H53ZM64 130V129H63ZM69 130V129H68ZM118 130V129H117ZM152 130V129H151ZM154 130V129H153ZM196 130H192L193 131V133L192 134H190L191 136H194V134H197V133H199L198 131H196ZM259 130V129H258ZM0 131H1V129H0ZM4 131H5V129H4ZM38 131V130H37ZM40 131V130H39ZM91 131V130H90ZM98 131V130H97ZM128 131V130H127ZM164 131V130H163ZM191 131V132H192ZM200 131V130H199ZM220 131V130H219ZM2 132V131H1ZM0 132V133H1ZM26 132V131H25ZM28 132V131H27ZM57 132H59V131H57ZM66 132V131H65ZM263 132V133H262ZM29 133V132H28ZM73 133V132H72ZM97 133V132H96ZM123 133V132H122ZM135 133V132H134ZM133 133V134H134ZM157 133V132H156ZM162 133V132H161ZM180 133V132H179ZM187 133V132H186ZM210 133V132H209ZM219 133L220 132H218V135H219ZM224 134H225V132H223ZM227 133V132H226ZM60 134V133H59ZM83 134V133H82ZM82 134H81V136H82ZM138 134V133H137ZM142 134V133H141ZM140 134V135H141ZM261 134V135H260ZM1 135V134H0ZM3 135V134H2ZM67 135V134H66ZM65 135V136H66ZM77 135V134H76ZM88 135V134H87ZM144 135V134H143ZM155 135V134H154ZM162 135V134H161ZM189 135V136H190ZM222 134H220V136H221ZM227 135V134H226ZM226 135H225V137H226ZM65 136L63 135L62 137H64L65 138ZM135 136V135H134ZM166 136V135H165ZM189 136H188V138H189ZM19 137V136H18ZM44 137V136H43ZM83 137V136H82ZM100 137V136H99ZM118 137H120V136H118ZM157 137H159V136H157ZM196 137V136H195ZM23 138V137H22ZM22 138L20 139V140H22ZM25 138V137H24ZM68 138H70L69 136H68ZM72 138H73V136H72ZM77 138V137H76ZM88 138V137H87ZM133 138V137H132ZM192 138V137H191ZM60 139H61V137H60ZM90 139V138H89ZM139 139V138H138ZM157 139V138H156ZM155 139V140H156ZM190 139V138H189ZM216 139H218V136L216 137ZM221 139H223V137L221 138ZM20 140L18 141V142H20ZM69 140V139H68ZM76 140V139H75ZM117 140V139H116ZM167 140V139H166ZM188 140V139H187ZM220 139H218V141H219ZM15 141V140H14ZM13 141V142H14ZM82 141V140H81ZM159 141H160V138H159ZM253 141V140H252ZM13 142H12V144H13ZM29 142V141H28ZM35 142H37V141H35ZM62 142H63V139H62ZM72 142V141H71ZM70 142V143H71ZM75 142V141H74ZM80 142V141H79ZM85 142V141H84ZM127 142V141H126ZM153 142V141H152ZM168 142V141H167ZM171 142V141H170ZM169 142V143H170ZM26 143V142H25ZM32 143V142H31ZM102 143H103V141H102ZM101 143V144H102ZM163 143V142H162ZM165 143V142H164ZM168 143V144H169ZM35 144V143H34ZM87 144V143H86ZM85 144V145H86ZM100 144V143H99ZM150 144V143H149ZM159 144V143H158ZM2 145V144H1ZM16 145V144H15ZM64 145V144H63ZM78 145V144H77ZM84 145V146H85ZM88 145V144H87ZM177 145V144H176ZM6 146V145H5ZM8 146V145H7ZM27 146V145H26ZM40 146V145H39ZM71 146V145H70ZM126 146V145H125ZM148 146H150V145H148ZM171 146V145H170ZM178 146V145H177ZM188 146V145H187ZM22 147H23V145H22ZM79 147V146H78ZM96 147V146H95ZM123 147V146H122ZM151 147V146H150ZM161 147V146H160ZM179 147H180V145H179ZM192 147V146H191ZM2 148H5V147H2ZM9 148V147H8ZM19 148V147H18ZM25 148V147H24ZM72 148V147H71ZM88 148V147H87ZM131 148H132V146H131ZM169 148V147H168ZM182 148H183V146H182ZM187 148V147H186ZM190 148V147H189ZM7 149V148H6ZM12 149V148H11ZM15 149H17L16 147H15ZM36 149V148H35ZM41 149V148H40ZM75 149V148H74ZM94 149V148H93ZM107 149V148H106ZM124 149V148H123ZM126 149H127V147H126ZM133 149V148H132ZM68 150V149H67ZM86 150V149H85ZM179 150V149H178ZM3 151V150H2ZM15 151V150H14ZM21 151V150H20ZM121 151V150H120ZM119 151V152H120ZM128 151V150H127ZM130 151V150H129ZM170 151V150H169ZM19 152V151H18ZM30 152V151H29ZM116 152V151H115ZM133 152V151H132ZM173 152V151H172ZM185 152V151H184ZM191 152H192V150H191ZM9 152H8V149H7V151L6 152H1L0 151V161H2L3 159H7V161L9 160V158L8 157H10V156H7V155H10V154H8ZM22 153V152H21ZM117 153V152H116ZM128 153V152H127ZM14 154H15V152H14ZM29 154V153H28ZM42 154V153H41ZM122 154V153H121ZM154 154V153H153ZM163 154V153H162ZM12 155V154H11ZM179 155V154H178ZM28 156V155H27ZM163 156V155H162ZM237 156V155H236ZM13 157V156H12ZM133 157V156H132ZM131 157V158H132ZM182 157V156H181ZM180 157V158H181ZM184 157V156H183ZM206 157V156H205ZM204 157V158H205ZM119 158V157H118ZM168 158V157H167ZM184 158H186V155H185V157ZM188 158V157H187ZM223 158V157H222ZM15 159V158H14ZM29 159V158H28ZM39 159V158H38ZM16 160V159H15ZM18 160V159H17ZM195 160V159H194ZM7 161H5V162H7ZM10 161V160H9ZM47 161V160H46ZM131 161V160H130ZM133 161V160H132ZM156 161H157V159H156ZM186 161H187V159H186ZM190 161V160H189ZM199 161V160H198ZM12 162V161H11ZM10 162V163H11ZM45 162V161H44ZM125 162H127V161H125ZM191 162V161H190ZM13 163H14V160H13ZM193 163V162H192ZM196 163V162H195ZM5 164V163H4ZM8 164V163H7ZM20 164V163H19ZM116 164V163H115ZM178 164V163H177ZM10 165H12V163L10 164ZM27 165V164H26ZM114 165V164H113ZM161 165V164H160ZM110 166V165H109ZM115 166V165H114ZM132 166H133V164H132ZM185 166V165H184ZM212 166H214L215 168L216 167H220V169H221V166H222V168L223 167H225V171H224V174L225 175H227L226 177H223L224 179H226V182L228 183V185H229V189L230 190H232L231 192H233V193H231V195H226V194H224V195H219V196H217L216 194H215V190H219V188L217 189L216 188V185L217 184H219V183H217L216 184V182L214 181V179L216 178V177H214L213 178V176L212 175H215V172H212L213 171V169H215L214 167H212ZM9 167V166H8ZM160 167H162V166H160ZM168 167V166H167ZM181 167V166H180ZM182 167H183V164H182ZM19 168V167H18ZM169 168V167H168ZM206 168V169H205ZM162 169V168H161ZM185 169V168H184ZM15 170V169H14ZM160 170V169H159ZM200 170V171H201ZM222 170V169H221ZM53 171V170H52ZM211 173H210V172ZM219 172V171H218ZM3 173V172H2ZM108 173H112V172H108ZM125 173V172H124ZM161 173V172H160ZM207 173H210V175L212 176V178H210L211 176H207L208 177V179L207 180H205V179H202V176H204V175H206ZM8 174V173H7ZM6 174V175H7ZM20 174V173H19ZM53 174V173H52ZM127 174V173H126ZM130 174V173H129ZM220 174V173H219ZM218 174V175H219ZM114 175H116V174H114ZM224 175V176H225ZM107 176V175H106ZM125 176V175H124ZM123 176V177H124ZM138 176V175H137ZM152 176V175H151ZM157 176H159V175H157ZM2 177V176H1ZM13 177V176H12ZM52 177V176H51ZM109 177H111L110 175H109ZM117 177H119V176H117ZM122 177V179H124L125 180V178H123ZM133 177V176H132ZM155 177V176H154ZM53 178V177H52ZM56 178V177H55ZM66 178V177H65ZM128 178V177H127ZM134 178V177H133ZM135 178H137V177H135ZM150 178V177H149ZM203 178H205V177H203ZM219 178V177H218ZM47 179V178H46ZM57 179V178H56ZM115 179V178H114ZM117 180H119L118 178H116ZM121 179V178H120ZM217 179V178H216ZM220 179V178H219ZM239 179H241L242 180V182L241 181H239ZM2 180H3V178H2ZM29 180H30V178H29ZM33 180V179H32ZM39 180V179H38ZM111 180H113V179H111ZM116 180V181H117ZM152 180V179H151ZM28 181V180H27ZM65 181V180H64ZM106 181V180H105ZM115 181V180H114ZM129 181H131V180H129ZM137 181H139V180H137ZM141 181V180H140ZM153 181H154V179H153ZM214 181V182H213ZM2 182V181H1ZM4 182H6L5 181V179H4ZM9 182V181H8ZM58 182V181H57ZM240 182V184L241 183H243V182H248V184L249 183H252L253 184V186L255 187V192H253V193H249L248 191L246 192L245 190L244 191H242L241 192V189H239V185L238 186H236V184H238ZM18 183H20V182H18ZM27 183V182H26ZM60 183V182H59ZM64 183H66V182H64ZM117 183V182H116ZM226 183V184H227ZM43 184V183H42ZM118 184V183H117ZM123 184V183H122ZM122 184H120L119 183V185H121V186H123ZM125 185L127 184V183H124ZM138 184V183H137ZM145 184V183H144ZM251 184V185H252ZM18 185V184H17ZM37 185V184H36ZM63 185V184H62ZM112 185V184H111ZM113 185H115V183L113 184ZM127 185H129V184H127ZM127 185H126V187H127ZM132 185V184H131ZM134 185V184H133ZM168 185H170V186H168ZM242 185V184H241ZM246 185V184H245ZM245 185L243 186L244 188H245ZM45 186V185H44ZM141 186V185H140ZM220 186V185H219ZM248 186V185H247ZM55 187H56V185H55ZM125 187V188H126ZM129 187V186H128ZM131 187V186H130ZM139 187V186H138ZM223 187V186H222ZM248 187H250V186H248ZM22 188V187H21ZM50 188V187H49ZM65 188V187H64ZM108 188V187H107ZM112 188H114L113 186H112ZM220 188H221V186H220ZM227 188V187H226ZM58 189V188H57ZM120 189H121V187H120ZM138 189V188H137ZM140 189V190H141ZM59 190V189H58ZM114 190L115 191H118V189H115L114 188ZM129 190H131V189H129ZM228 190V189H227ZM39 191H40V189H39ZM104 191H105V189H104ZM112 191H113V189H112ZM136 191V190H135ZM15 192H17V191H15ZM22 192V191H21ZM56 193V192H55ZM105 193V192H104ZM114 193V192H113ZM120 193V192H119ZM221 193V192H220ZM226 193V192H225ZM57 194V193H56ZM69 194V193H68ZM144 194H146V193H144ZM150 194H148L150 197H151V195ZM222 194V193H221ZM263 194V196L261 197L260 195H262ZM32 195V194H31ZM105 195V194H104ZM108 195V194H107ZM116 195H117V193H116ZM118 195H120V194H118ZM125 195V194H124ZM147 195V196H148ZM13 196V195H12ZM27 196V195H26ZM30 196V195H29ZM52 196V195H51ZM113 196V195H112ZM104 197V196H103ZM6 198V197H5ZM20 198V197H19ZM23 198H25V197H23ZM146 198V197H145ZM154 198V197H153ZM26 199H28V197L26 198ZM38 199V198H37ZM121 199V198H120ZM148 199V198H147ZM162 199V198H161ZM161 199H159V200H161ZM18 200V199H17ZM45 200H48V199H45ZM163 200V199H162ZM9 201H11V200H9ZM37 201V200H36ZM43 201V200H42ZM105 201V200H104ZM108 201V200H107ZM149 201V200H148ZM168 201V200H167ZM170 201V200H169ZM238 201H246V202H249V203H253V206H255L254 205V203H261V204H263V205H260L261 207H259L258 209H256V210H252V209H249L250 207L248 206V209H247V211L245 212L244 210H242L243 211V213H244V215L243 216H239L240 214H241V212L239 211V209H237V207H236V205H233L234 203H236V202H238ZM5 202V201H4ZM6 202H7V200H6ZM13 202H14V200H13ZM20 202H22V200L20 201ZM33 202V201H32ZM41 202V201H40ZM246 202H245V205H246ZM8 203V202H7ZM15 203H16V201H15ZM18 203V202H17ZM16 203V204H17ZM107 203V202H106ZM141 203V202H140ZM163 203V202H162ZM243 203V202H242ZM248 203V204H249ZM6 204V203H5ZM21 204V203H20ZM20 204L19 205H15V204H11V202H9L8 203V208H10L11 209V212L12 211H16V212H18V211H20V209H21V207H19L18 208V206H20ZM26 204H27V202H26ZM34 204V203H33ZM151 204V203H150ZM165 204V203H164ZM239 204V203H238ZM237 204V205H238ZM3 205V204H2ZM7 205V204H6ZM146 205V204H145ZM160 205V204H159ZM252 205V204H251ZM258 205V204H257ZM22 206V205H21ZM147 206H148V204H147ZM241 206V205H240ZM247 206V205H246ZM252 206V207H253ZM259 206V205H258ZM23 207V206H22ZM24 207H26L25 205H24ZM167 207V206H166ZM181 207V208H182ZM245 207V206H244ZM5 208H6V206H5ZM8 208H6V209H8ZM30 208V207H29ZM170 208V207H169ZM247 208V207H246ZM246 208H245V210H246ZM255 208H257L256 206H255ZM31 209V208H30ZM30 209H28V211H30ZM44 209H46V208H44ZM34 210V209H33ZM143 210V209H142ZM24 211V210H23ZM26 211V210H25ZM171 211V210H170ZM186 211V210H185ZM1 212V211H0ZM15 212V213H16ZM37 212V211H36ZM149 212V211H148ZM9 213V212H8ZM160 213H163V212H159V214ZM181 213H182V211H181ZM219 213L221 214V215H219ZM17 214H19V213H17ZM30 214V213H29ZM33 214V213H32ZM40 214V213H39ZM42 214V213H41ZM47 214V213H46ZM146 214V213H145ZM169 214H171V213H169ZM48 215H49V213H48ZM148 215H149V213H148ZM147 215V216H148ZM163 215V214H162ZM188 215V214H187ZM214 215V216H215ZM26 216H28V215H26ZM34 216L36 217V214L34 213ZM47 216V215H46ZM158 216V215H157ZM156 216V217H157ZM160 216H161V214H160ZM159 216V218H162V217H160ZM188 216V217H189ZM213 216V217H214ZM5 217V216H4ZM8 217V216H7ZM9 217H14V214H11L10 215V213H9ZM19 217V216H18ZM38 217H40V216H37V218ZM150 217H152V215L150 216ZM167 217V216H166ZM211 217V216H210ZM42 218V217H41ZM218 218V217H217ZM1 219V218H0ZM6 219V218H5ZM26 219V218H25ZM156 219V218H155ZM162 219H164V218H162ZM169 219V218H168ZM209 219H211V218H209ZM213 219H215V218H213ZM7 220H8V218H7ZM23 220V219H22ZM33 220H34V218H33ZM35 220H37V219H35ZM43 220V219H42ZM41 220V221H42ZM47 220V219H46ZM152 220L154 221V218L152 217ZM1 221V220H0ZM4 221V220H3ZM21 221V220H20ZM25 221V220H24ZM32 221V220H31ZM48 221V220H47ZM51 221V220H50ZM157 221H159V219L157 218ZM161 221V220H160ZM163 221V220H162ZM203 221V222H202ZM210 221H212V220H210ZM26 223H27V221H25ZM44 222V221H43ZM42 222V223H43ZM156 222V221H155ZM209 222V221H208ZM214 222L216 223V221L214 220ZM9 223H10V221H9ZM7 224L6 226V230L5 229H2V234H4V237H3V235H1V233H0V235L2 236V239L4 238L5 239V234H7V233H9V234H11L10 232L13 230V228H12V224L10 223V224ZM35 223V222H34ZM41 223V224H42ZM51 223V222H50ZM152 223V222H151ZM162 223V222H161ZM16 224V223H15ZM19 223H17V225H18ZM3 225V224H2ZM5 225V224H4ZM29 225V224H28ZM155 225V224H154ZM164 225V224H163ZM170 225V224H169ZM217 225V224H216ZM215 225V226H216ZM19 226V225H18ZM35 226V225H34ZM39 226V225H38ZM45 226V225H44ZM58 226V225H57ZM183 226V225H182ZM210 226V225H209ZM212 226V225H211ZM210 226V227H211ZM214 226V225H213ZM218 226V225H217ZM25 227V226H24ZM37 227V226H36ZM40 227V226H39ZM38 227V228H39ZM195 227V229H197ZM218 227H221V226H218ZM4 228V227H3ZM16 228V227H15ZM19 228H20V226H19ZM23 228V227H22ZM56 228V227H55ZM58 228V227H57ZM163 228V227H162ZM200 229H198V230H200V232L202 233V232H205L206 230L204 229V228H202V227H199ZM254 228V227H253ZM41 228H39V230H40ZM152 229V228H151ZM209 229V228H208ZM207 229V230H208ZM262 229V230H263ZM19 230V229H18ZM38 230V231H39ZM54 230V229H53ZM153 230H154V228H153ZM160 230V229H159ZM231 230H230V233H231ZM257 230V229H256ZM260 230V229H259ZM16 231V230H15ZM20 231H21V228H20ZM41 231H44V230H41ZM40 231V232H41ZM170 231V230H169ZM223 231V230H222ZM227 231V230H226ZM232 231V232H233ZM252 231V230H251ZM1 232V231H0ZM22 232V231H21ZM199 232V233H200ZM229 232V231H228ZM246 231H244V233H245ZM255 232V231H254ZM12 233H14L13 231H12ZM19 233V232H18ZM25 233V232H24ZM195 233V232H194ZM196 233H198V231H196ZM195 233V234H196ZM198 233V234H199ZM200 233V234H201ZM209 233V232H208ZM20 234V233H19ZM46 234V233H45ZM53 234V233H52ZM188 234V233H187ZM199 234V235H200ZM227 234V233H226ZM246 234V233H245ZM247 234H248V232H247ZM251 234V232L249 233V235ZM264 234V233H263ZM16 235V234H15ZM21 235H22V233H21ZM20 235V236H21ZM28 235H29V233H28ZM34 235V234H33ZM41 235H43L42 233H41ZM206 235V234H205ZM214 235V234H213ZM218 235V234H217ZM20 236L19 237H16L15 236V238H16V242H15V244L13 243V242H9V244H14L16 247V251H18V254L20 255V251H21V248H23V247H21L22 245H20L21 244V239H20ZM53 236V235H52ZM60 236V235H59ZM172 236V235H171ZM178 236V235H177ZM191 236V235H190ZM197 236V235H196ZM208 236V235H207ZM219 236V235H218ZM251 236V235H250ZM256 236V235H255ZM259 236V235H258ZM8 237V236H7ZM6 237V239H8ZM13 237V236H12ZM44 237H45V235H44ZM46 237H47V234H46ZM200 237V236H199ZM11 238V237H10ZM22 238V237H21ZM27 238V237H26ZM57 238V237H56ZM170 238V237H169ZM191 238V237H190ZM207 238V237H206ZM225 238V237H224ZM223 238V239H224ZM248 238V237H247ZM247 238H245V239H247ZM251 238V237H250ZM249 238V239H250ZM1 239V238H0ZM1 239V240H2ZM5 239V240H6ZM12 239H14V237L12 238ZM47 239V238H46ZM45 239V240H46ZM209 239V238H208ZM225 239H227V238H225ZM248 239V240H249ZM253 239V238H252ZM256 239H257V237H256ZM264 239V238H263ZM0 240V241H1ZM9 240V239H8ZM36 240V239H35ZM42 240V239H41ZM54 240V239H53ZM62 240V239H61ZM65 240V239H64ZM236 240V239H235ZM11 241V240H10ZM14 241V240H13ZM26 241V240H25ZM42 241H44V239L42 240ZM250 241V240H249ZM24 242V241H23ZM23 242H22V244H23ZM36 242V241H35ZM47 242V241H46ZM224 242H226V241H224ZM247 242V241H246ZM2 243H3V241H2ZM1 243V244H2ZM27 243V242H26ZM44 243V242H43ZM48 243V242H47ZM61 243V242H60ZM228 243V242H227ZM8 244V246H7V241H6V246H4V243H3V245L2 246H0V250H3V252L5 251L6 252V254L5 255H8L7 253V251H9L10 250V245ZM31 244H33V242L31 243ZM40 244V243H39ZM42 244V243H41ZM220 244V243H219ZM224 244H226V243H224ZM252 244H253V240H252ZM251 244V245H252ZM11 245V246H12ZM29 245V244H28ZM51 245V244H50ZM72 245V244H71ZM189 245V244H188ZM205 245H206V243H205ZM55 246V245H54ZM75 246V245H74ZM215 246V245H214ZM257 246V245H256ZM260 246V245H259ZM14 247V246H13ZM43 247V246H42ZM45 247H46V245H45ZM49 247V248H48ZM47 248L50 250V247L51 246H48ZM187 247V246H186ZM210 247H211V245H210ZM222 247V246H221ZM234 247H235V245H234ZM12 250H14V248H11ZM38 249V248H37ZM218 249V248H217ZM256 249V248H255ZM11 250V251H12ZM48 250V251H49ZM51 250H53L52 248H51ZM56 250V249H55ZM153 250V249H152ZM257 250H259V249H257ZM15 251V250H14ZM26 252H27V250H25ZM43 251V250H42ZM193 251H195V250H193ZM214 251V250H213ZM264 251V250H263ZM2 252V253H3ZM4 252V253H5ZM21 252H23V250L21 251ZM51 253H52V251H50ZM207 252V251H206ZM258 252V251H257ZM2 253H0V254H2ZM3 253V254H4ZM23 253H25V252H23ZM35 253V252H34ZM50 253V254H51ZM188 253V252H187ZM213 253V252H212ZM238 253V252H237ZM259 254H260V252H258ZM2 254V255H3ZM29 254H31L30 252H29ZM28 254V255H29ZM36 254V253H35ZM49 254V253H48ZM211 254V253H210ZM209 254V255H210ZM10 256L12 255L13 257L15 256V258H17V256H16V254H14L13 252H10V254H9ZM26 255V254H25ZM31 255H33V253L31 254ZM46 255V254H45ZM189 255V254H188ZM228 255V254H227ZM263 255V254H262ZM261 255V256H262ZM22 256H23V254H22ZM21 256V257H22ZM33 256H35V255H33ZM32 256V257H33ZM50 256V255H49ZM49 256H47V257H49ZM3 257V256H2ZM6 257V256H5ZM26 257V256H25ZM30 257V256H29ZM51 257H53V255L51 256ZM219 257V256H218ZM12 258V257H11ZM15 258H13V260L15 259ZM24 258V257H23ZM38 258V257H37ZM246 258V257H245ZM252 258H253V256H252ZM2 259V258H1ZM8 259V258H7ZM7 259H6V261H7ZM27 259H28V257H27ZM33 259V258H32ZM32 259H30V260H32ZM55 259V258H54ZM220 259V258H219ZM262 259H264V258H262ZM9 260H11V259H9ZM18 260H20V256H18V258H17V261ZM24 260V259H23ZM25 260H26V258H25ZM29 260V259H28ZM29 260V261H30ZM5 261V262H6ZM16 260H15V262L16 263H18ZM21 261H22V259H21ZM27 261V260H26ZM25 261V262H26ZM32 261H34V260H32ZM50 261V260H49ZM210 261V260H209ZM245 261H247V260H245ZM4 262V261H3ZM4 262V263H5ZM11 262V261H10ZM9 262V263H10ZM14 262V263H15ZM28 262V261H27ZM50 262H52V261H50ZM197 262V261H196ZM244 262V261H243ZM29 264L31 263V262H28ZM35 263H37V262H35ZM34 263V264H35ZM49 263V262H48ZM115 263V262H114ZM118 263V262H117ZM220 263V262H219ZM253 263V262H252ZM0 264H1V262H0ZM3 264V263H2ZM7 264V263H6ZM26 264V263H25Z\"/></svg>","mask_w":264,"mask_h":264}]
</instances>
